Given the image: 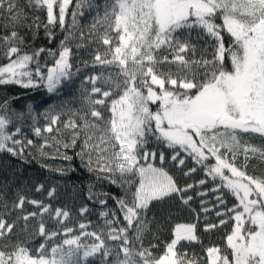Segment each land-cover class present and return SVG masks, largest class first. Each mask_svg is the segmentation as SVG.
Returning <instances> with one entry per match:
<instances>
[{"label":"snow or ice","instance_id":"snow-or-ice-1","mask_svg":"<svg viewBox=\"0 0 264 264\" xmlns=\"http://www.w3.org/2000/svg\"><path fill=\"white\" fill-rule=\"evenodd\" d=\"M70 2L27 0L22 7L18 0H0V12L9 14V22L0 33V55L8 61L0 66V84L35 88L45 83L47 90L54 92L72 75L68 37L60 42L58 53L48 50L49 55L58 59L48 67L45 76L39 57L46 50L40 48L31 54L24 51L21 46L26 41L17 30L27 19L25 7L44 9L43 27L52 38V28L64 26ZM73 18L75 23V13ZM27 27L38 29L39 17ZM101 28L103 34L98 38L106 47L102 53L95 52L91 65L102 69L115 67L118 71L115 75L101 72L86 78L92 85L90 91L85 90L86 109L72 114L81 123L71 117L64 123L65 129L72 130V136L63 147H74L83 130L84 147L91 149L85 167L95 172L98 180L127 185L125 196L101 193L96 197L90 188L89 200L96 197L107 208L110 198L116 207L100 212L106 233L88 231V222L79 223L78 234H74L77 229L65 224L70 216L68 211L52 210L50 205L18 193L10 210L7 202L0 204V208L7 210L0 212V264H86L98 253L101 264H198L178 247L182 242L199 240L196 224H177L158 257L153 254L158 245L145 247L143 237L149 230L148 213L153 202L175 197L189 206L193 196L186 193L206 185L207 177L220 181L210 189L213 194L219 193L215 195L214 207L209 208L203 199L208 192L198 191L196 195L202 198L201 211L207 215L215 210L219 223L206 220L204 230L226 226L229 219L233 222L226 234L227 253L222 254L219 247L207 248V264H264V176L249 175L246 170L254 157L264 161V148L242 142L248 135L264 139V0H107L103 15L91 26L92 33L99 34ZM193 32L198 40L207 37L205 42L213 48L211 59L205 55L207 48L197 57V44L191 39ZM33 62L34 73L29 69ZM28 108L31 112L30 105ZM9 110L7 100L0 103V112ZM102 110L109 115L106 117ZM15 114L17 120L25 117L23 111ZM46 116L50 122L43 130L33 126L37 137L42 131H60L53 127L60 115H52L50 110ZM13 124L10 117L0 115V153L26 160L30 155L26 149L34 142L24 136L21 126L9 130ZM152 137L161 148L171 150L170 155L159 149L149 150ZM46 145L47 140L40 146L42 155ZM92 151L97 153L95 161ZM84 154L77 153L82 159ZM241 156L244 163L237 165ZM63 158L72 159L66 154ZM157 159L161 165L170 159L181 171L186 167V159H190L200 166L206 178L197 184L180 186L164 167L154 165ZM196 171L193 166L183 174L190 176ZM43 189L41 184L36 191ZM225 189L238 201L232 208L226 206ZM55 191L49 190L48 197H54ZM25 204L34 205L39 211L25 213ZM220 206L225 210H219ZM16 210L21 214L14 220L5 219ZM88 211L87 206L80 208L81 215ZM45 213L59 225V231L46 228ZM196 215L199 217L200 213ZM37 217L38 229L28 233V221ZM20 220L25 223L22 231L31 239L17 237L13 243L14 229ZM57 236L64 237L62 243L49 247ZM37 237L42 242L33 248L32 241ZM104 237L118 248L111 247ZM88 238L92 243L85 242Z\"/></svg>","mask_w":264,"mask_h":264},{"label":"trees","instance_id":"trees-1","mask_svg":"<svg viewBox=\"0 0 264 264\" xmlns=\"http://www.w3.org/2000/svg\"><path fill=\"white\" fill-rule=\"evenodd\" d=\"M107 0H71L69 3L66 14L65 24L63 27L57 25L52 28L53 36L50 38L43 27L46 23V11L44 9H33L31 7H25L24 11L27 14V19L24 22V26L19 27L17 30L19 34L25 38L26 43L22 45L24 51L29 54L37 51L40 48L45 49L39 57V63L43 74L47 75L48 67H52L55 64V60L58 56L54 57L48 54V50L57 52L61 50L60 42L68 37L67 46L71 48L72 52L69 57V63L72 65L70 72L72 75L69 78H65L58 86L56 91L49 92L45 86V83H40L35 88H24L18 84L7 83L0 84V103L5 100L9 102L10 110L7 113L0 112V115H6L10 117L14 124L10 125L9 130L14 126H21L24 136L27 139L33 140V145L26 149V160L14 157L7 152L0 153V204L7 202L9 210L13 202L17 199V194H22L28 199H35L41 201L45 205H50L52 210L61 208L70 213V216L65 224L67 227L77 229L78 224L90 222L88 231H96L98 233H106L107 228H104V218L100 216L101 211H105L111 208H115L116 204L114 200L108 199L107 208L101 206L96 197H99L101 193H108L109 196L124 197L127 185L121 187L120 184H111L107 180L97 179L95 172H89L85 167L88 155L87 153L91 149L84 147L85 133L83 130L80 132L79 139L74 147L64 148L63 144L70 142L72 136L71 129H65L64 123L73 118L79 124L81 123L78 116L73 117L74 112H80L82 109H86L84 97L87 95L85 90L91 89L92 85L88 83L87 77L104 72L107 75L108 72L115 73L118 71L115 67H109L102 69L97 66L92 67L91 61L97 50L101 53L105 50V47L99 40L98 35L103 34V28L100 29L99 34H93L91 26L98 18L102 16ZM18 3L23 7L27 4V0H18ZM58 11V8L54 9ZM75 13V23L73 22V14ZM39 17L40 27L28 28V24H32L33 20ZM9 14L4 11L0 12V33L4 31V24L8 23ZM218 23L220 21H217ZM11 27V25L9 26ZM192 43L197 44V57L201 52L207 48L205 55L208 59H211L213 48L210 43H206L207 37L201 36L197 39L196 32L192 33ZM228 37L225 34V42L227 45ZM79 45V47H77ZM8 61L0 55V66L6 64ZM87 63V66L85 65ZM29 69L33 71L35 69V62L29 65ZM79 69V71H77ZM26 80V78H23ZM31 106V112H29L28 106ZM155 110V105L151 106ZM14 110V111H13ZM59 114L60 120L57 125L53 126L59 128L60 131L55 130L52 133L43 132L40 137L35 136L33 132V126L43 128L50 122L46 113ZM23 111L25 117L23 120H17L16 112ZM105 116L109 114L106 110ZM82 114V113H81ZM55 137V139H53ZM47 145L43 148L41 154V145ZM60 141L58 144L56 141ZM242 142L250 143L258 148H264V139L259 136H244ZM148 149H159L165 151L166 156L170 155L171 150H165L161 148L152 137L149 140ZM85 153L83 159L77 153ZM71 157V160L63 158L64 155ZM92 159L95 161L97 153L91 152ZM215 161L212 160V163ZM244 163L241 156L237 160V165ZM93 166H95L93 164ZM170 175L177 180L180 186L185 184H197L201 179L206 178V174L201 170L200 166L194 165L193 161L186 159V167L183 171L177 168L171 161L166 160L162 165ZM197 167V171L190 176H184L183 172L187 171L190 167ZM247 173L256 177L264 176V161L258 157H254L248 162ZM227 173V172H226ZM119 174L117 173V177ZM208 183L204 186H199L195 190H190L186 195L193 196V200L189 206H184L179 199L173 197L171 199L166 198L160 202H153L151 211L148 213V219L150 221L149 230L144 234L143 243L145 247L149 244H156L158 248L153 249L155 256L163 254L164 245L170 241L172 237L173 229L177 224H196V235L198 241L191 243L182 242V246L179 247V251L186 253L189 258L198 261V264H207L206 261V249L209 247H219L222 254L227 253L226 248V234L230 233L233 226V222L229 219L226 226L217 227L211 231H205V222L218 224L219 218L215 214V210L211 211L207 215L201 211V197L197 196L198 191H205L209 194L203 197L208 202L207 206L213 208L215 201V195L210 189L220 183L219 178L215 182L211 177H207ZM43 184L44 189L40 192L36 191V188ZM52 188H55L54 197H48L47 193ZM96 194L93 200H89V189ZM224 198L226 200L227 208H232L238 201L228 192L224 190ZM131 197V191H128V198ZM87 206L89 211L84 215L80 214V208ZM194 210V211H193ZM221 211H224V206H220ZM7 211L0 208V212ZM39 211L36 206L25 204L24 212ZM197 213H200L197 217ZM21 213L19 210L12 211V214L6 215L5 219L11 222L17 215ZM121 222H123L122 214L118 213ZM111 218V217H109ZM228 219V217H224ZM39 219L32 218L27 223L28 233L35 232L39 226ZM46 228L49 231H59V225L45 213L43 215ZM119 227V225H114ZM25 223L23 220L18 221L17 227L14 229L15 235L12 242L14 243L18 237L20 240H24L28 236V233L22 231ZM130 235L134 233L130 232ZM63 236H57L49 245V247L55 244L62 243ZM106 239V237H104ZM42 240L35 238L32 241L31 246L37 247ZM86 243H92V239L88 238ZM3 242H0L2 245ZM111 247L117 249L118 246L112 242L107 241ZM138 247V245H137ZM10 250V249H5ZM122 258V257H121ZM111 259V258H110ZM86 264H101L100 254L95 257L89 258Z\"/></svg>","mask_w":264,"mask_h":264},{"label":"rangeland","instance_id":"rangeland-1","mask_svg":"<svg viewBox=\"0 0 264 264\" xmlns=\"http://www.w3.org/2000/svg\"><path fill=\"white\" fill-rule=\"evenodd\" d=\"M153 163H154V165L157 166V167H161V166H162L161 163H160V161H159V159L153 161ZM162 167H163V166H162ZM226 174H227V173H226ZM213 201H215V198L213 199Z\"/></svg>","mask_w":264,"mask_h":264}]
</instances>
